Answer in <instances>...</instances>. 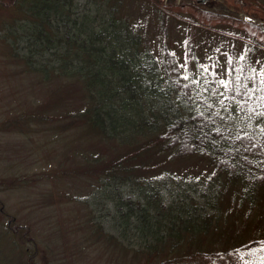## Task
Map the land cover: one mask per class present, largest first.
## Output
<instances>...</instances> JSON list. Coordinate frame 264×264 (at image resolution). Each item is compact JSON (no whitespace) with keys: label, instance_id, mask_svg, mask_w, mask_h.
<instances>
[{"label":"rangeland","instance_id":"1","mask_svg":"<svg viewBox=\"0 0 264 264\" xmlns=\"http://www.w3.org/2000/svg\"><path fill=\"white\" fill-rule=\"evenodd\" d=\"M162 1L163 5L170 1L179 16L165 11L153 14L145 1L131 0L128 19L138 21L145 34L144 48L153 57L159 53L161 31L165 30L166 46L179 72L193 83L190 109L203 111L210 126L253 133L264 130V114L249 120L232 102L223 104L219 84L224 77L225 54L230 44L234 54L242 48L241 40L228 33L243 34L244 27L248 28L252 22L264 41V18L259 17L264 14V0ZM12 2L0 0V264H24L32 251H35L32 264L143 263L142 256L134 251L137 236L131 228L133 224L124 225L118 220L121 217L117 207L135 199V193L130 187H119L117 197L112 179L97 181L103 167L107 168L106 173L110 172L109 166L117 162L140 165L130 172L135 176H145L151 181L153 175L167 179L164 186L158 182L165 202L170 200V193L180 191L175 183L182 188L185 182H191L192 189L183 187L193 197V201L186 202L195 206L202 219L204 213L212 214L209 224L208 219L194 227L193 235L203 236H198L192 245L178 246L167 254L170 240L164 242L160 248L163 258H171L173 254L180 264H264V186L258 189L250 205L241 183L227 181L204 156L193 154L167 161L163 159L164 153L145 154L154 151L150 149L142 154L132 153V160H138L131 163L122 156L151 136H137L132 146H125L97 134L89 124L70 126L67 115L84 107L90 91L97 86L88 76H53L30 71L32 59L25 60L20 52L14 53L13 39L8 34L18 10ZM190 3L221 20L210 17L213 20L208 25L188 21L185 17L193 16ZM188 43L193 48V56L189 57ZM254 51L250 55L259 66L264 55ZM188 115L183 111L181 116ZM56 116L66 120L57 122ZM155 160H159L158 166H148ZM212 198L215 207L206 201ZM178 209L175 215H179ZM191 215L195 216L193 212ZM9 216L16 226L27 227L29 239L6 229ZM174 221L179 220L175 217ZM118 230L123 231L127 247L116 244L113 236ZM253 240L256 244L237 249ZM197 243L203 246L201 254L194 253ZM229 248L236 251H224ZM217 250L224 252L212 253ZM184 254L187 256L182 258Z\"/></svg>","mask_w":264,"mask_h":264},{"label":"trees","instance_id":"2","mask_svg":"<svg viewBox=\"0 0 264 264\" xmlns=\"http://www.w3.org/2000/svg\"><path fill=\"white\" fill-rule=\"evenodd\" d=\"M141 1L147 3L148 10L153 14L161 15L165 11L179 16V12L172 9L170 1L164 5L162 0ZM13 2L18 10H15L16 16L8 34L13 39L14 53L17 55L20 52L25 60L32 59L28 69L42 75L88 76L97 86L90 91L84 107L67 115L70 117L67 119L70 126L89 124L97 134L115 139L125 146H132L137 136H151L143 145H135L134 149L122 156H125L123 160L131 163L138 160H132V153L142 154L150 149L154 151L145 154L152 156L164 153L163 159L167 161L193 154L204 156L213 163V170L224 175L227 181L238 180L241 183L244 196L251 205L258 189L264 186V130L253 133L210 126L203 111L190 109V88L193 83L189 78L184 79L185 76L179 72L176 60L166 46L165 30L161 29L159 53L153 57L144 48L145 34L138 21L128 19L131 0ZM189 9L193 16L185 19L192 23L208 25L213 20L210 17L221 20L216 19L214 13L204 12L193 3H190ZM259 17L264 18V14H259ZM242 31L243 34L228 33L241 40L242 48L234 54L230 44L229 51L224 53L223 80L229 82V87L226 89L221 85L223 98L220 100L226 105L232 102L243 116L252 120L264 114V76L260 74L261 69H264V60L257 66L250 53L256 49L264 55V41L261 40L263 34L252 22ZM187 51L188 57L193 54L192 44L188 43ZM183 111L189 115L182 117ZM57 118L54 119L57 122L66 120L63 116ZM158 162L155 160L148 166L156 167ZM114 164L109 166L112 174L106 173L107 168L103 167L97 181L101 183L112 179L117 197L119 187H130L135 193L136 198L128 199L127 205L118 206L117 211L121 217L118 220L124 225L128 222L133 224L131 228L137 236L134 251L144 259L141 264H180L178 256L173 254L171 258H163L164 253L160 248L164 242L170 240L167 254L178 246H190L198 236H203H194V227L208 219L209 224L212 218V214L204 213L202 219L195 211V206L186 202L188 199L193 201L192 194L184 189H192L191 182H185L182 188L175 183L180 191L173 195L170 193V200L165 202L158 182L165 185L167 179L153 175L151 181L145 176L130 173L141 167L138 164ZM116 181L121 185H117ZM209 199H206L210 201L209 206L215 207L214 198ZM177 208L179 215H175ZM175 217L179 221H174ZM12 220L13 217L9 216L6 229L19 233L23 239H29L27 227H18ZM100 228L111 231L102 226ZM117 232L113 236L116 244L127 247L128 244L123 243V231ZM253 244L256 241L247 242L237 249ZM197 246L194 253L201 254L203 246L200 243ZM224 251H236V248ZM224 251L212 253L218 255ZM34 252L28 254L24 264H32Z\"/></svg>","mask_w":264,"mask_h":264},{"label":"snow or ice","instance_id":"3","mask_svg":"<svg viewBox=\"0 0 264 264\" xmlns=\"http://www.w3.org/2000/svg\"><path fill=\"white\" fill-rule=\"evenodd\" d=\"M241 59H244V57H241ZM229 63H231V61H229ZM204 71H207V68H204ZM262 76H264V69H261V73ZM184 79H188L187 76L184 77ZM219 84L222 85L223 87H225L226 89L229 87V82L225 81V80H220Z\"/></svg>","mask_w":264,"mask_h":264}]
</instances>
